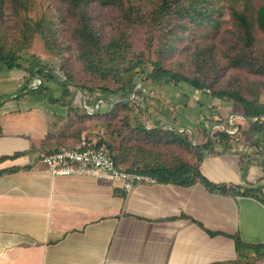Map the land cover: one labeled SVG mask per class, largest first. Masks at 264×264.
<instances>
[{
	"label": "crops",
	"instance_id": "0c3cea01",
	"mask_svg": "<svg viewBox=\"0 0 264 264\" xmlns=\"http://www.w3.org/2000/svg\"><path fill=\"white\" fill-rule=\"evenodd\" d=\"M18 97L0 99V264H264V172H243V143L214 141L200 162L226 193L158 181L127 192L122 180L51 176L41 155L73 143L68 109L28 123Z\"/></svg>",
	"mask_w": 264,
	"mask_h": 264
},
{
	"label": "rangeland",
	"instance_id": "374dc122",
	"mask_svg": "<svg viewBox=\"0 0 264 264\" xmlns=\"http://www.w3.org/2000/svg\"><path fill=\"white\" fill-rule=\"evenodd\" d=\"M127 1L136 6V17L141 21L129 28L132 53H144L148 57L150 32L143 25L142 12L144 8L151 7V1L154 5L155 0ZM243 1L205 0L203 3L205 7L213 5L211 8L212 20L217 21L215 26L209 25L207 29L199 30L196 25L186 26L180 21L172 19L167 24V31L164 33L160 31L158 35L161 37L160 40L172 46L168 54L163 55L169 68L191 76H201L202 80L215 89L239 90L247 97L259 98L264 101V72L256 66L234 65L235 59H249L260 68L264 66L263 32L255 27L256 40L253 45H247L246 41L241 38L242 30L236 25L232 15L235 9L244 7ZM91 3L93 12H99L107 18L106 22L115 26L128 25L129 20L123 12H119L115 8H103L97 0ZM261 3H264V0H253L251 11L257 9ZM66 14L67 7L63 0L0 1V41L6 44L7 49H16L17 40L21 38V29L25 27L26 20L31 23L45 20L47 22L46 30L50 31V43L57 42L54 48L50 49L44 36L36 34L28 48L23 51L25 57L21 60L23 64L21 67L9 69L0 62L2 71L0 74V99L9 100L19 96L17 103L26 109L24 113H31L25 119L28 123L34 122L35 113L62 114L65 111L63 106L57 107V104L49 101L50 98L62 96L64 89L57 81L65 82L68 75L73 76V80L68 79V83L75 81L92 84L102 79L97 70H87L81 55L76 53L77 43L72 32L68 29ZM166 32L169 34L166 35ZM173 32L175 34H172ZM153 50H160L158 40L154 44ZM150 58L155 60L157 53H153ZM134 59L137 58L129 55L114 63V68H119L123 72L127 89L133 91L131 96L125 97L121 92L108 96L106 94V96L103 95V101L98 107V99L96 100L95 94L89 90H87V94L81 89L70 91L69 93L72 94L68 93L66 100H72L75 107L80 106L81 113L85 111L89 114L84 122L78 121L85 127L82 136L86 135L93 139L102 138L118 146L117 143L125 142L129 132L140 130L139 126L144 124L146 128L159 126V128L168 129L175 127L185 135L186 139L193 133L194 138L191 136V139L195 144V141L204 139V131L207 130L208 134L211 133L213 139L218 142L215 146L221 144L219 142H231L233 146L243 143L247 150L253 152L252 156L254 157L250 156L253 159L244 160L245 170L243 169V172L255 171L258 175L264 172V161L262 162L258 152L261 147L264 149V125L261 131L251 130L242 115L243 109L240 104L230 99L212 97L208 88L198 90L184 82H154L146 77L149 62L144 66L135 65L133 71L127 72L126 68L133 65ZM38 68L53 71L54 77H49L41 72L36 73ZM144 68L146 72H144ZM5 70L9 73L4 74ZM104 78L110 84L115 82L109 75H105ZM21 84L29 85L21 91ZM41 85H46V87L41 88ZM34 86L36 87L34 88ZM26 91L27 94H24ZM4 93L10 96L4 95ZM100 93L102 94L101 91ZM100 93H97L98 97H101ZM124 102L128 106H121L120 103ZM2 104H6V102ZM30 107L32 110H28ZM109 113L116 115L113 116ZM75 123L77 124V119ZM239 124L241 126L244 124V126L240 133H237ZM114 125L121 132H117ZM32 127L34 126L32 125ZM219 130L228 132L230 138L215 137V132ZM247 153L241 148L235 155L246 156ZM208 156L212 158L216 154L210 152ZM252 162L250 168L249 164Z\"/></svg>",
	"mask_w": 264,
	"mask_h": 264
},
{
	"label": "trees",
	"instance_id": "16d2710c",
	"mask_svg": "<svg viewBox=\"0 0 264 264\" xmlns=\"http://www.w3.org/2000/svg\"><path fill=\"white\" fill-rule=\"evenodd\" d=\"M92 1L94 0H63V3L67 7L66 20L68 29L72 32L73 38L77 43L76 53L81 55L87 70H97L102 78L101 80H104H100L97 83L93 82L92 84L75 81L68 83L70 79L73 80V76L68 75L65 82L57 81L64 89L62 96L59 98H50L49 101L67 107V117L69 119L66 122V130L62 136L67 140L73 141L70 145L65 144L66 146L63 148L73 147L80 142L85 127L83 123H79L78 121L81 120L80 122H84L87 118L86 116L89 115L84 109H82L84 112L81 113L80 106L75 107L72 100H66L68 93L72 90L74 92L81 89L87 94V90H89L95 94L94 98L96 100L98 99L97 101L102 99L103 95L106 96V94L108 96L121 92L125 97L131 96L133 91L127 89L123 72L119 68H114L116 61H119L121 58L125 59L129 55H133L137 59L132 61V66L126 68L127 72L133 71L135 65L144 66L149 62L146 73L148 79L154 82H184L198 90L208 88V92L212 97L230 99L240 104L243 109L242 115L248 122L251 130H263L264 119L261 118L264 116L263 100L247 97L239 90L215 89L206 81L202 80L200 78L201 76H191L176 71L169 68L165 63L164 56L168 54L172 46L160 40L159 32L162 31L164 33L167 31V24L172 19L178 20L186 26L196 25L199 30L207 29L209 25L215 26L217 21L212 20L213 14L211 8L213 5L205 7L203 5L205 0H155L154 5H152L153 2L151 1V7L148 9L144 8L142 12L144 17L143 25L150 32L149 56L146 57L144 53H132L129 28L133 24L141 22L136 17V6L127 0H97L103 8H115L119 12H123L128 18V25L115 26L112 23L106 22L107 18L99 12H93L91 6ZM252 1L244 0V7L242 9H235L232 13L236 25L242 30L243 35H241V38L246 41L247 45H253L256 40L255 27L264 34V3L259 4L257 9L251 11ZM46 23L45 20L36 23H31L26 20L24 22L25 27L21 29V38L17 40L16 49H7L6 44L0 41V62L5 64L9 69L21 67L23 65L21 60L25 57L23 51L28 48V45L36 34L43 35L48 47L53 49L57 42L50 43V31L46 30ZM167 34L169 33L166 32ZM172 34H175V32ZM157 40L159 41L160 50H153ZM153 53H157L155 60L150 58ZM241 64L256 66V68L264 72V66L260 68L249 59H235L234 65ZM30 70L32 71V68ZM38 72L49 77H54L53 71H47L46 68H38L36 73ZM144 72H146L145 68ZM105 75L111 76V79L115 80V82L110 84L104 78ZM40 87L45 88L46 85H41ZM205 92L207 93V91ZM97 93H100L101 97H98ZM120 104L121 106H128L126 102ZM115 113L109 114L114 116L116 115ZM257 117H260L257 121L251 122L249 120ZM76 119L77 124L75 123ZM243 126L244 124L240 126L237 133H240ZM139 127L140 130L129 132L125 142L123 143L121 141L119 144L117 143L118 146L102 138L97 139L95 145H105L117 164L125 166L129 171L150 175L158 182H173L183 186L200 182L209 189L214 190L218 188L223 193L228 192L227 187L220 186V184L211 181L201 171L200 162L205 151L209 150L215 141L212 134L209 135L207 130L204 131V139L197 140L194 144L190 135L186 139L185 135L175 127L168 129H162L159 126L146 128L144 124ZM114 128L117 132H121L115 125ZM218 132H215V137L230 138L228 132L224 130H219ZM125 137L126 135L124 139ZM90 139L93 140V138ZM61 144L57 146L54 144L55 146H52L48 152L60 151L63 149L60 146ZM225 144L226 146L232 145L231 142H226ZM188 154H191L193 159Z\"/></svg>",
	"mask_w": 264,
	"mask_h": 264
},
{
	"label": "built area",
	"instance_id": "2783aa9c",
	"mask_svg": "<svg viewBox=\"0 0 264 264\" xmlns=\"http://www.w3.org/2000/svg\"><path fill=\"white\" fill-rule=\"evenodd\" d=\"M97 139L86 135L73 147L57 152H45L41 160L51 176L90 175L108 180H122L123 189L131 191L139 183H154L150 175L129 171L116 163L105 145H95Z\"/></svg>",
	"mask_w": 264,
	"mask_h": 264
},
{
	"label": "water",
	"instance_id": "95a60500",
	"mask_svg": "<svg viewBox=\"0 0 264 264\" xmlns=\"http://www.w3.org/2000/svg\"><path fill=\"white\" fill-rule=\"evenodd\" d=\"M36 86H34V88H35ZM33 88V87H32ZM102 101H103V99H100L99 101H98V107H100V105H101V103H102ZM262 119H264V116H262L261 117ZM260 119V117H257V118H255V119H249L251 122H254V121H257V120H259Z\"/></svg>",
	"mask_w": 264,
	"mask_h": 264
}]
</instances>
